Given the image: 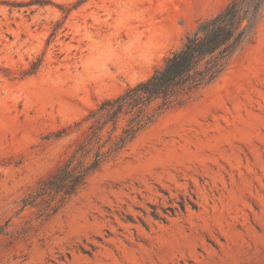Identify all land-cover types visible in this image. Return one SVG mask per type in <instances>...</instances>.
<instances>
[{
	"label": "rangeland",
	"instance_id": "obj_1",
	"mask_svg": "<svg viewBox=\"0 0 264 264\" xmlns=\"http://www.w3.org/2000/svg\"><path fill=\"white\" fill-rule=\"evenodd\" d=\"M230 1L0 0V264H264V7L215 82L75 194L22 201Z\"/></svg>",
	"mask_w": 264,
	"mask_h": 264
},
{
	"label": "trees",
	"instance_id": "obj_2",
	"mask_svg": "<svg viewBox=\"0 0 264 264\" xmlns=\"http://www.w3.org/2000/svg\"><path fill=\"white\" fill-rule=\"evenodd\" d=\"M263 7L264 0H231L224 10L187 35L183 45L147 79L90 110L80 122L89 121V126L69 158L22 200L24 206L51 194L62 198L75 194L91 173L121 152L163 112L187 103L215 82L253 36Z\"/></svg>",
	"mask_w": 264,
	"mask_h": 264
}]
</instances>
